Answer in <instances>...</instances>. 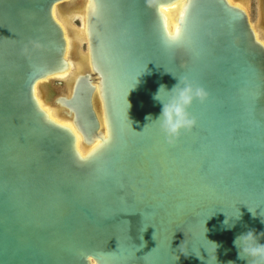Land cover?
I'll return each instance as SVG.
<instances>
[{
	"label": "water",
	"instance_id": "1",
	"mask_svg": "<svg viewBox=\"0 0 264 264\" xmlns=\"http://www.w3.org/2000/svg\"><path fill=\"white\" fill-rule=\"evenodd\" d=\"M69 1L0 0V264H207L208 241L219 264H247L233 239L264 233V45L247 13L228 0H183L170 17L181 0H85L87 67L67 86L46 81L69 72L53 16ZM171 73L208 98L170 145L145 126ZM39 83L72 128L41 107Z\"/></svg>",
	"mask_w": 264,
	"mask_h": 264
},
{
	"label": "clouds",
	"instance_id": "2",
	"mask_svg": "<svg viewBox=\"0 0 264 264\" xmlns=\"http://www.w3.org/2000/svg\"><path fill=\"white\" fill-rule=\"evenodd\" d=\"M173 77L177 83L170 90L165 85H160L153 95V100L162 105L161 112L155 120L151 115L147 116L146 119L151 123L145 126L146 128L150 124H155L164 136L166 143L170 145L180 138L182 132L191 131L196 126V119L189 111L193 103L196 101L204 103L208 98L206 90L195 81L188 77L178 78L174 75ZM252 214L256 215L253 212ZM241 218L240 210L235 215H226L223 222L224 229L231 230ZM261 237H264V233L257 234L254 229L235 236L233 246L237 249L238 259L247 261V264H264V244L259 242ZM208 244L210 247L206 249L207 264H219L217 251L221 245L212 241H208ZM181 254L187 257L189 253L187 250H183ZM197 257L201 260L204 259L202 256ZM228 264H234V262L229 261Z\"/></svg>",
	"mask_w": 264,
	"mask_h": 264
},
{
	"label": "bare ground",
	"instance_id": "3",
	"mask_svg": "<svg viewBox=\"0 0 264 264\" xmlns=\"http://www.w3.org/2000/svg\"><path fill=\"white\" fill-rule=\"evenodd\" d=\"M228 1L232 5H235V6L241 8L242 10H244L246 12V10L241 5L236 4L237 3L236 0H228ZM75 2H76L75 6L71 7ZM182 2H183V0H181L173 8L166 9L165 10V12L168 15V17H170V15L172 14V12H174V11L176 12V10H178V8L181 6ZM85 4H86V1L85 0L83 2V5L82 6H79L77 0H71V1H69L67 4H65L63 6H59V7L55 6L53 8V16H54V19L61 26V28H62V30L64 32V37L66 39L67 45H66V56H65V58H66L67 62L69 63L70 68H69V72L68 73L62 74V75H59V76H56V77L52 78V80H48L46 82H49V81H51V82H53V81H60V82L64 83L65 85L70 86L73 83V81L75 80V78L78 75H80V74H82L84 72L85 66L87 67V65H86V60H87L86 53L85 54L82 53L83 57L80 56V55H78V54H76V59L78 60V63L77 64H75L72 61H70V55H69V53H70V48L72 47V42H71V39L72 38L70 39L69 35L67 34V29L65 30L64 24L58 20L57 15H56V8L59 9V10L61 9V11L64 14L65 13H68L70 10L77 11L78 12L77 14L80 15V16H82V19H83V27H82L81 32H79V34L77 35V37H82V39L85 42L86 41L85 33H84V8H85ZM61 11H60V15L61 16H65V15H62L61 14ZM260 12H261V19H262V23H263L262 26L264 28V0H260ZM247 15H248V13H247ZM250 23H251V21H250ZM251 27L254 30L257 39L264 45V42L259 39L258 33L253 28L252 24H251ZM73 65L77 68V71L72 76L71 70H73ZM69 75H71L70 78H68ZM44 88H45V86H44L43 83H39V84H37L35 86V96H36L39 104L41 105V107L48 113V115L50 116L51 119H53L54 121H56V122H58V123H60L62 125H66V126L72 128L71 121L70 120H67L65 118L62 110L59 107H57L55 105H52V104L47 105L48 102L45 99ZM39 90H41V93H42V96H43V100L39 96ZM50 107L55 108L57 111H59L58 112V116H59L58 118L55 117L56 112H54ZM77 149H78V151L80 152V154L82 156H84L88 152V150H89L88 148H86L83 145V143H82V141H81V139H80V137L78 135H77Z\"/></svg>",
	"mask_w": 264,
	"mask_h": 264
},
{
	"label": "rangeland",
	"instance_id": "4",
	"mask_svg": "<svg viewBox=\"0 0 264 264\" xmlns=\"http://www.w3.org/2000/svg\"><path fill=\"white\" fill-rule=\"evenodd\" d=\"M236 1H237L236 4L241 5L246 10V12L249 15L253 28L258 33L259 39L264 42V28L262 26L263 23H262L261 12H260V0H236ZM75 4L76 2L71 7L75 6ZM60 11L61 9L59 10L56 8L57 18L60 22L64 24L65 30L67 29V34L69 35L70 39L72 38L71 39L72 47L70 48V53H69L70 61L77 64L78 60L76 59V54L82 57H83L82 53L85 54V47L82 46L84 43V40L82 39V37H77L79 32H81L82 30L83 19H82V16L78 15L77 14L78 12L75 10H70L68 13H65V14L61 11V14L65 16H61ZM77 20L80 21L81 27ZM76 71H77V68L73 65V70H71L72 76ZM70 77L71 75L68 76V78ZM39 96L43 100L41 90H39ZM47 105H49V103ZM50 108L54 112H56L55 117L58 118L59 111H57L55 108H52V107Z\"/></svg>",
	"mask_w": 264,
	"mask_h": 264
},
{
	"label": "snow or ice",
	"instance_id": "5",
	"mask_svg": "<svg viewBox=\"0 0 264 264\" xmlns=\"http://www.w3.org/2000/svg\"><path fill=\"white\" fill-rule=\"evenodd\" d=\"M81 159H83V158H81Z\"/></svg>",
	"mask_w": 264,
	"mask_h": 264
}]
</instances>
